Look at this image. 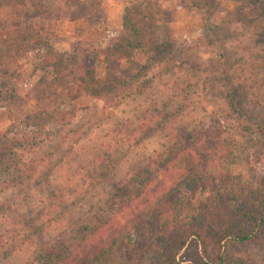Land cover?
<instances>
[{"label":"trees","instance_id":"obj_1","mask_svg":"<svg viewBox=\"0 0 264 264\" xmlns=\"http://www.w3.org/2000/svg\"><path fill=\"white\" fill-rule=\"evenodd\" d=\"M72 1L69 15L92 27L102 21L104 0ZM167 1L125 0L122 29L111 32L103 46L80 40L64 49L63 38L26 15L17 28H0V109L11 118L0 133V191L32 175L35 153L43 145L50 146L43 154L48 162L41 182L51 185L57 150L64 144L70 153L86 137L72 128L79 113L74 104L82 98L102 102L110 121L112 111L144 91L153 72L151 79L183 70L215 74L224 86L209 96L224 108L191 129L179 130L169 146L114 186L108 218L64 226L56 237L41 241L47 227L37 223L55 210L63 194H71L73 186L68 183L76 185L90 177V185H98L112 169L107 166L95 175L83 171L78 180L79 168L74 179L38 203L21 230L0 236V264L32 238L38 239L30 260L36 264H253L246 256L248 249L264 253V167L260 172L253 168V176L236 182L221 166L237 143V131L253 137V161L264 163V109L252 107V94L234 81L224 46L206 61L182 56L184 45L173 38L164 10ZM178 1L202 19L207 33L226 32L219 38L225 40L237 37L235 27L244 25L246 37L264 44V0H229V8L217 0ZM31 8L40 13L37 6ZM42 14L48 16L49 11ZM30 49L34 59L23 66L20 59ZM99 64L103 76L97 75ZM249 65L264 77V55H251ZM25 69L30 72L27 77L22 75ZM174 115L157 111V126L167 127ZM151 121L131 125L129 135L123 134L130 122L126 119L119 132L127 140L136 139L137 131L143 135L154 131Z\"/></svg>","mask_w":264,"mask_h":264},{"label":"rangeland","instance_id":"obj_2","mask_svg":"<svg viewBox=\"0 0 264 264\" xmlns=\"http://www.w3.org/2000/svg\"><path fill=\"white\" fill-rule=\"evenodd\" d=\"M217 1L224 8L231 6L229 0ZM72 2V0H0V28L13 30L23 22L24 15L30 16L39 27L63 38L64 49H71L80 40L103 46L111 32H119L122 29L125 0H104L105 12L102 21L95 27L90 26L84 19H78L74 14L69 15V12L74 10ZM32 5L37 6L40 13L32 10ZM164 10L170 17L173 38L184 45V49H181L182 56H187L193 61H206L214 57L224 46L226 54L229 55L228 60L233 64L229 73L235 78L234 81L242 83L252 94V107L264 109V77L249 65L251 55L257 54L260 57L264 55V44L260 45L255 39L246 37L248 31L244 25L235 27L233 33L237 37L225 40L219 38H224L226 32L221 35L207 33L203 29L202 19L188 8L180 7L178 0L167 1ZM47 11L49 15L43 16L42 13L47 15ZM229 34H232V31ZM34 55L35 51L28 50L20 59V63L25 61L29 65ZM25 70L22 72L23 77L30 75V72ZM152 74H149L148 82L144 84V91L126 101L119 109L112 111L110 121L104 116L107 114L102 109L103 104L100 101L82 98L74 104L79 113L72 128L76 127L86 137L70 153L66 151L67 146L64 144L57 150L55 157L58 163L53 172L51 185L47 186L41 182L48 162L43 154L47 155L50 146L43 145L35 153L37 162L32 175L21 184L0 191V236L3 235V239L13 236L14 230H21L33 217L38 203L42 200L48 201L49 193L52 194L56 188L66 185L69 179H74V175L80 169L81 173L77 174L78 180L84 174L83 171L95 175L102 172V168L112 167L106 172L107 179L98 185L91 186L90 177H85L76 185L68 183L69 186H73L71 194L68 197L63 194L60 203H56L55 210L50 211L47 217H43L37 223L47 227V232L41 234V241L56 237L64 226L73 228L78 224L95 223L108 218L110 216L108 205L114 186L133 176L155 153L169 146L179 130L191 129L213 111L218 113L224 108L223 103L209 99V96H216L224 89L223 81L215 74L183 70L159 79H151ZM97 75H105V70L100 64L97 66ZM159 110L167 116L174 112L177 114L169 121L167 127L157 126L155 116ZM88 118L93 119L89 121ZM126 119L130 122L125 123L128 128H122H125L123 134L127 132L130 135L129 130L136 123L150 119H152L150 126L154 131L145 135L137 131L136 139L132 137L127 140L119 132ZM10 123V116L0 109V133L5 131ZM235 138L237 143L222 159L221 166L230 173L234 181L242 182L254 175L253 168L260 172L264 163L255 159L253 161L252 136L237 131ZM37 244L38 239L32 238L20 249L15 250L6 264H36L30 260L36 253ZM246 256L253 264H264L262 262L264 253L257 249H248Z\"/></svg>","mask_w":264,"mask_h":264}]
</instances>
